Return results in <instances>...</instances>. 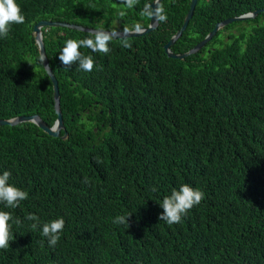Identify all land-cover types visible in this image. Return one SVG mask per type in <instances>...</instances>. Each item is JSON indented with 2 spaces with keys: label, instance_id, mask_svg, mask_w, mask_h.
<instances>
[{
  "label": "trees",
  "instance_id": "1",
  "mask_svg": "<svg viewBox=\"0 0 264 264\" xmlns=\"http://www.w3.org/2000/svg\"><path fill=\"white\" fill-rule=\"evenodd\" d=\"M152 1L16 0L25 22L0 38V118L56 119L32 34L38 21L144 28ZM189 2L162 0L167 20L142 36L112 37L108 54L82 47L94 57L91 72L58 58L88 32L42 28L64 129L53 137L32 122L0 126V175L10 171L9 183L28 192L15 209L0 204L22 221L0 264H264V12L169 58L163 45ZM260 8L264 0H198L171 50L186 52L217 22ZM243 23L251 28L236 27ZM226 29L235 32L222 41ZM185 183L204 199L180 223L160 221L164 196ZM29 213L40 218L35 230ZM129 213L128 228L113 223ZM59 217L65 227L50 247L42 224Z\"/></svg>",
  "mask_w": 264,
  "mask_h": 264
},
{
  "label": "clouds",
  "instance_id": "2",
  "mask_svg": "<svg viewBox=\"0 0 264 264\" xmlns=\"http://www.w3.org/2000/svg\"><path fill=\"white\" fill-rule=\"evenodd\" d=\"M135 3L136 0H126L128 7L134 6ZM155 15L158 21L167 20L163 8H157ZM24 22L25 16L22 14V9L16 0H0V38L8 37L13 24H23ZM136 31H140L139 26L136 27ZM111 40L112 35L103 29L89 32L88 37L84 39H68L65 42V46L60 51L58 58L65 67L78 63V67L81 70L91 72L95 64L94 57L83 54L80 49L83 47L91 49L92 52L108 54L111 50L109 47ZM124 46L127 47V43H125ZM24 122L34 123L31 120L23 121V123ZM10 177L11 172L7 170L0 175V204H3L5 208L15 209L19 207L22 201L28 198V192L9 183ZM83 182L89 183L88 178L85 177ZM153 191H155V189H153ZM204 196L205 193L201 189L194 188L186 183L182 184L178 190L173 188L171 193L164 196L160 203V207L163 211L159 215V220L166 222L168 225L180 223L189 210L201 203ZM131 215L132 213L126 215L119 214V216L113 219V223L125 225L128 228L130 226L129 218ZM25 219L33 222L31 223V229L33 230L41 226L40 218L33 213L27 214ZM21 224L22 221L19 218H14L11 212L0 210V249H7L10 247V242L15 239L12 231L13 225L19 227ZM64 227L65 220L63 217L42 224L41 235L47 238L50 247L56 246L59 242Z\"/></svg>",
  "mask_w": 264,
  "mask_h": 264
},
{
  "label": "water",
  "instance_id": "3",
  "mask_svg": "<svg viewBox=\"0 0 264 264\" xmlns=\"http://www.w3.org/2000/svg\"><path fill=\"white\" fill-rule=\"evenodd\" d=\"M162 0H153L150 3V19H149V24L147 27L140 28V31H136V29L133 30H105L109 32L112 37H138L142 36L144 34H147L151 32L152 30L156 29L158 26L159 21L156 19V9L158 8V5L160 4ZM198 0H190L189 2V8L188 11L185 14L183 23L181 27L169 38V40L163 45L164 51L166 55L170 58H178V59H183L184 57L194 54L197 51H199L215 34L216 32L223 28L224 26L235 22V21H243L247 19H253L256 17L259 13L264 12V8L252 10L250 12H246L242 15L239 16H233L226 18L222 21L217 22L213 29L201 40L199 41L194 47L189 49L186 52L183 53H174L171 50V46L173 43L178 39V37L182 34L183 30L186 28L188 25L189 20L191 19L195 6L197 4ZM52 26H64L68 27L71 29L79 30V31H84V32H94L95 28H90V27H85L76 23H69V22H64V21H52V20H40L38 21L32 29V34L35 39V44L38 47V52L42 60V65L49 76L51 83H52V88H53V100H54V111L56 114V119L54 123L49 126L47 123L40 117L39 114H34V115H20L13 117L11 119H0V125H17L19 123H22L23 121L26 120H31L33 121L42 131H44L47 135L53 136V137H58L60 136V131L64 129V124H63V117H62V111L60 108V94H59V87H58V81L57 78L55 77L50 65L49 61L46 55V51L44 48V42H43V31L42 28L44 27H52ZM43 58V59H42ZM67 137V132H65L61 138L65 139Z\"/></svg>",
  "mask_w": 264,
  "mask_h": 264
},
{
  "label": "rangeland",
  "instance_id": "4",
  "mask_svg": "<svg viewBox=\"0 0 264 264\" xmlns=\"http://www.w3.org/2000/svg\"><path fill=\"white\" fill-rule=\"evenodd\" d=\"M237 28H247V29H250L251 28V23L247 24V23H243V24H240V25H237L236 26ZM231 31L233 30H230V29H226L222 32L221 36H220V39L222 41H228L229 40V36H230V33ZM235 32V31H233Z\"/></svg>",
  "mask_w": 264,
  "mask_h": 264
}]
</instances>
